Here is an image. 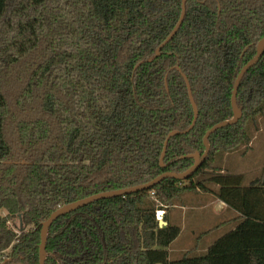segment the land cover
<instances>
[{
	"label": "trees",
	"instance_id": "1",
	"mask_svg": "<svg viewBox=\"0 0 264 264\" xmlns=\"http://www.w3.org/2000/svg\"><path fill=\"white\" fill-rule=\"evenodd\" d=\"M186 7L175 36L148 61L182 0H0V264H39L40 223L51 212L186 170L194 159L185 156L204 152L206 131L232 118L235 79L264 37V0ZM182 73L199 109L189 131L194 113ZM237 104L242 116L210 135V152L191 177L57 218L45 264H264V178L244 184L217 165L259 130L264 50L241 80ZM173 130L184 133L169 139L161 166ZM188 191L212 193L237 212L215 228L237 225L205 252L171 259L181 228L167 210Z\"/></svg>",
	"mask_w": 264,
	"mask_h": 264
},
{
	"label": "water",
	"instance_id": "2",
	"mask_svg": "<svg viewBox=\"0 0 264 264\" xmlns=\"http://www.w3.org/2000/svg\"><path fill=\"white\" fill-rule=\"evenodd\" d=\"M186 3H187V0H182V10H181V14H180V17H179L176 25L174 26V28L172 29L170 34L164 39V41L157 47L155 54L152 57H150L148 59V61H152L153 59L158 57L161 54L162 48L175 36L177 31L179 30L180 26L182 25V23L184 21L185 15H186V9H187ZM263 50H264V37L261 38L256 44V54L242 66V68L240 69V71H239V73L235 79L233 91H232V96H231V105H232V110H233L232 118L227 119V120H223V121L215 124L214 126H212L211 128H209L206 131L205 135L203 136V143L205 145L204 152L200 153L199 151H196L194 153H190V154H187L185 156V157H189V158L194 159V163L189 168H187L186 170L181 171V172L166 171V172L159 174L158 176H156L155 178H153L152 180H150L149 182L144 183V184H140V185L124 188V189L99 192V193H96V194H93V195H90V196H87V197H84V198L75 200L73 202L59 206L57 209H55L53 212H51L40 223L39 264H45L48 231H49V228L52 225V223L57 218H59L60 216L68 214V213H70V212H72V211H74L80 207H83V206L90 204V203H92L96 200H99V199L123 196L126 194L136 193L139 191L150 189L166 178L185 180V179L191 177L201 167V165L204 163V161L206 160V158L210 152V143H209L210 135L213 132H215L217 129L223 128L227 125L237 123V121L242 116V108L240 106H238V104H237V91H238V88L240 86L241 80L244 77V75L246 74V72L249 70V68L253 67L260 60V58L263 54ZM177 69L181 70L180 67H177ZM182 75L185 79V82H186V85L188 88L189 99L191 101V104L193 107V113H194L191 125L188 127L187 130H185V131H189L194 127V125L196 123L198 113H199V109H198V106H197L196 101L194 99L188 78L184 73H182ZM166 86H168L167 82H166ZM180 133H184V132H180L179 130H173L168 134V136L164 142L163 151H162V154L160 157L161 166H165L164 157L166 154V149H167L169 139L172 136L178 135ZM182 157H184V156H182ZM166 224H167V222L164 220H162V222L160 223L161 226L166 225ZM2 264H14V263H8V259H6V260H4V262Z\"/></svg>",
	"mask_w": 264,
	"mask_h": 264
},
{
	"label": "crops",
	"instance_id": "3",
	"mask_svg": "<svg viewBox=\"0 0 264 264\" xmlns=\"http://www.w3.org/2000/svg\"><path fill=\"white\" fill-rule=\"evenodd\" d=\"M259 127H260L259 130L255 132L254 137H252L251 142L248 145V149L250 148L249 152L253 150V155H252L253 157H251V160H248L247 156L250 154L249 152H247L248 154H245L242 159H234V161H232L231 159L229 160L228 158L230 157V155L225 154L224 156H222V159L219 161L220 162L219 164L222 165L223 163L224 165V167H222L223 168L222 172L227 166L228 171L242 175L244 184H248L251 181L259 178H264V159L262 160L260 159L261 161L257 159L258 156L264 155V125L260 124ZM259 137L263 140L258 141ZM226 161L230 165L228 164L225 165ZM252 161L254 162L253 164ZM187 193L188 195L186 196ZM184 195L186 196V198H184ZM169 208L172 209V211L174 212L172 213V216H170L171 211L170 209L167 210V216L169 221L170 222L173 221L172 223H175L180 226L182 220L189 219V223H190L189 226H192L189 228L190 231H192V229L195 228L197 225L198 226L202 225L204 221H207L208 219L214 217L217 219L221 218L219 222H215L213 225H211V228L205 229L202 232L200 230L196 231V233L194 234V239L192 241V244L189 247L182 249L179 246L173 247L170 245L169 255H172V249L176 248L174 250L177 251V253L175 254L176 257L171 259H175L178 256H180L182 253L189 250H191L194 253L205 252L208 246L211 245L216 240V239L205 240V237H207L208 233L211 234L213 231L221 227H227L224 231H222L223 233L227 229L230 230L237 225L236 222H229L227 224L215 228L217 225L222 224L224 221L234 219L238 214L234 209L229 207L224 201L220 200L214 194L209 192L188 191L183 194L181 201L174 203ZM180 228H181V232L178 237H180L184 227L181 225ZM207 230H209V232L204 233ZM203 233L204 235L200 237V235ZM222 233L219 232L220 236ZM191 234L193 236V233ZM177 238L175 239L176 241L174 240L175 243L178 242L179 238L178 239Z\"/></svg>",
	"mask_w": 264,
	"mask_h": 264
},
{
	"label": "rangeland",
	"instance_id": "4",
	"mask_svg": "<svg viewBox=\"0 0 264 264\" xmlns=\"http://www.w3.org/2000/svg\"><path fill=\"white\" fill-rule=\"evenodd\" d=\"M260 124H262V125H264V117H262L260 120H259V126H260ZM260 128V127H259ZM257 132V131H256ZM251 134H253V136L252 137H254V135H255V132L254 133H252L251 132ZM261 140H263V139H261L260 137L258 138V141H261ZM261 143V142H260ZM259 143V144H260ZM250 144V143H249ZM254 144V143H253ZM249 150H250V148L248 149V145L247 146H243V147H241V148H238V149H235V150H232V151H230V152H226L225 154H228V155H230V157H228L229 158V160L231 159L232 161H234V159H242L243 158V156L245 155V154H248L247 152H249ZM224 154V155H225ZM249 154L250 155H248L247 156V158H248V160H251V157H253L252 155H253V150L251 151V152H249ZM223 155V156H224ZM256 156V155H255ZM257 159H259V161H261L262 159H264V155L263 156H258L257 157ZM261 159V160H260ZM228 160V161H229ZM220 163V162H219ZM218 162H217V165L218 166H220V168H221V170L219 171V172H222V167H224V165H223V163H222V165L221 164H219ZM254 162L252 161V164H253ZM226 164H228L227 163V161L225 162V165ZM214 165H216V163L214 164ZM228 165H230V164H228ZM232 165V164H231ZM207 170V169H206ZM256 171V170H255ZM224 173L225 172H227V173H229L230 171H228V167L226 166V168L224 169V171H223ZM230 173H234V172H230ZM235 174H238V173H235ZM197 180V179H196ZM191 194H192V192H191ZM188 195V193L186 194V196ZM186 196L184 195V198H186ZM197 203H199V202H197ZM170 209V208H169ZM170 211H171V213H170V216H172V213H174L173 211H172V209H170ZM180 211V210H179ZM5 213V212H4ZM220 219L221 218H211V219H208L207 221H204V223L202 224V225H200V226H196L195 228H193L192 229V231H190V227H192V226H189L190 225V223H189V219L187 220H182V222L180 223V226L182 225L184 228H183V231H182V233H181V235H180V237H178L177 239H178V242L177 243H175V241L172 243V244H170L171 246H173V247H175V246H179L180 248H182V249H184V248H187V247H189L191 244H192V241H193V239H194V234L196 233V231H198V230H200L201 232L203 231V230H205V229H208V228H211V225H213L215 222H219L220 221ZM173 222V221H172ZM17 223V224H16ZM19 222L18 221H16V222H11L10 223V225L12 226V227H15V228H19V224H18ZM179 224V223H178ZM227 227H221V228H219V229H217V230H215V231H213L211 234L210 233H208L209 232V230H207L206 232H204V233H208L207 234V237H205V240H215V239H217L219 236H220V234H219V232L220 233H222V231H224L225 229H226ZM228 231V229L225 231V232H223V233H226ZM191 233H193V236H192V234ZM204 233L203 234H201L200 235V237L201 236H203L204 235ZM222 233V234H223ZM221 234V235H222ZM170 248V247H169ZM174 249H176V248H174ZM174 249H172V255H169V256H171L170 258H174V257H176L175 256V254L177 253V251H175ZM191 253H193V254H196V252L194 253V252H192L191 250H189ZM199 252H201V251H199ZM178 257H180V256H178ZM177 257V258H178Z\"/></svg>",
	"mask_w": 264,
	"mask_h": 264
},
{
	"label": "built area",
	"instance_id": "5",
	"mask_svg": "<svg viewBox=\"0 0 264 264\" xmlns=\"http://www.w3.org/2000/svg\"><path fill=\"white\" fill-rule=\"evenodd\" d=\"M152 194H154V191H152ZM164 215H165V210L164 209L158 208L156 210V218H157L159 223H161L162 220H164Z\"/></svg>",
	"mask_w": 264,
	"mask_h": 264
}]
</instances>
